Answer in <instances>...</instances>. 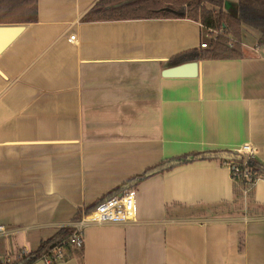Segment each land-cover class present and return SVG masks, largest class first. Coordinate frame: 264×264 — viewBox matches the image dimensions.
Instances as JSON below:
<instances>
[{
	"label": "crops",
	"instance_id": "crops-1",
	"mask_svg": "<svg viewBox=\"0 0 264 264\" xmlns=\"http://www.w3.org/2000/svg\"><path fill=\"white\" fill-rule=\"evenodd\" d=\"M97 1L37 0L35 21L0 23L22 26L0 50L1 260L35 249L162 160L248 145L264 165L259 31L242 24L241 57L198 59L195 76H164L172 56L216 30L186 9L83 20ZM239 2L222 9L235 13ZM233 185L218 159L146 176L134 186L132 219L87 222L81 256L70 250L53 264H264V179L250 191L253 208L213 213L238 199Z\"/></svg>",
	"mask_w": 264,
	"mask_h": 264
},
{
	"label": "trees",
	"instance_id": "trees-1",
	"mask_svg": "<svg viewBox=\"0 0 264 264\" xmlns=\"http://www.w3.org/2000/svg\"><path fill=\"white\" fill-rule=\"evenodd\" d=\"M224 0H177L175 5H169L167 0H98L82 17L83 20L93 18L128 19L158 16H183V5L187 4V14L197 19L204 28L216 30L207 41L206 47L193 48L172 56L170 63H182L203 58H237L243 56L242 24L250 26L260 32V41H264V0H240L235 13L222 9ZM209 2L214 7L208 8L204 4ZM14 15H16L14 17ZM37 19V0H0V23L33 22ZM221 30V31H220ZM211 31V32H212ZM210 32V33H211ZM227 151L239 154L240 157L221 158L219 153ZM218 159L227 162L238 169L239 176H232L236 197L244 195L246 190H252L258 178L264 179V165L255 156L228 149H212L192 151L162 160L160 163L148 167L142 174L126 181L128 187H134L137 182L153 173L168 170L176 165L187 164L196 160ZM121 186L115 187L100 199L84 208L74 218L78 219L83 213L89 212L104 198L122 191ZM73 232L72 225H64L47 239L30 251H18L10 260L0 259V264H32L46 255H51L54 246L62 245L66 248V257L73 250L79 257L82 248L75 247L70 242Z\"/></svg>",
	"mask_w": 264,
	"mask_h": 264
},
{
	"label": "built area",
	"instance_id": "built-area-1",
	"mask_svg": "<svg viewBox=\"0 0 264 264\" xmlns=\"http://www.w3.org/2000/svg\"><path fill=\"white\" fill-rule=\"evenodd\" d=\"M221 31V30H220ZM74 35H70L69 39H73ZM201 47L207 46V41L200 42ZM243 151H238L244 154H251V148L248 145L243 146ZM254 156V155H253ZM230 169L231 177L239 176L238 169L231 166L227 162H222ZM260 179V178H258ZM136 190L134 187H127L114 195L108 196L101 200L93 209L75 220L73 223V232L70 236V242L77 248H83L84 236L83 231L87 222L91 223H106V222H121L132 219L136 212L135 205ZM9 233L4 224H0V236H6ZM66 248L62 245L54 246L51 250V255H46L42 260L45 264H53L59 260L66 258ZM12 257L6 256L5 259L10 260Z\"/></svg>",
	"mask_w": 264,
	"mask_h": 264
},
{
	"label": "water",
	"instance_id": "water-1",
	"mask_svg": "<svg viewBox=\"0 0 264 264\" xmlns=\"http://www.w3.org/2000/svg\"><path fill=\"white\" fill-rule=\"evenodd\" d=\"M22 29V26H3L0 25V34L5 33V38L0 43V50L3 49ZM198 63L197 61H186L163 69L162 75L164 76H195L197 74ZM221 158H234L240 157L239 154L223 151L219 153ZM126 184L123 189L127 188Z\"/></svg>",
	"mask_w": 264,
	"mask_h": 264
},
{
	"label": "rangeland",
	"instance_id": "rangeland-1",
	"mask_svg": "<svg viewBox=\"0 0 264 264\" xmlns=\"http://www.w3.org/2000/svg\"><path fill=\"white\" fill-rule=\"evenodd\" d=\"M124 1H126V0H124ZM176 1L177 0H167V2L169 3V5H175L176 4ZM183 2H184V0H182ZM205 5H206V7H214L213 6V4H211V3H209V2H205L204 3ZM189 7H187V4H184L183 5V9H188ZM16 15H14V17H15ZM7 24H10V23H7ZM206 41H208L209 40V38L208 37H206V38H204ZM244 148L243 147H241V150H243ZM245 150V149H244ZM244 197H242V198H240V197H238V199H236L233 203H231V204H227V203H223V204H219V205H216V206H212L211 207V211L213 212V213H215V214H224V213H227V212H229L230 214H240V213H243L244 212V205L246 206V204L248 205L247 206V208L246 209H248V207H252V204H253V202H252V198H251V195H250V190H246L245 192H244V195H243ZM247 201V203H246V201ZM253 208V207H252ZM245 209V210H246ZM250 210H252L251 208H250ZM212 212H210V213H212ZM3 259H5V258H3Z\"/></svg>",
	"mask_w": 264,
	"mask_h": 264
}]
</instances>
